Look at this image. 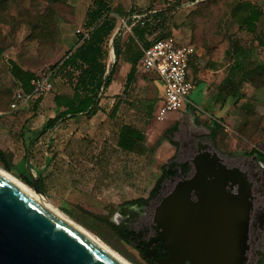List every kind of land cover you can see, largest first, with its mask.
<instances>
[{
	"label": "rangeland",
	"instance_id": "rangeland-1",
	"mask_svg": "<svg viewBox=\"0 0 264 264\" xmlns=\"http://www.w3.org/2000/svg\"><path fill=\"white\" fill-rule=\"evenodd\" d=\"M91 1L0 0V149L12 169H4L2 162L0 166L31 189L32 186L22 179L27 170L24 145L19 134L24 124L39 130L49 117L54 116L53 96L58 88L61 93L72 92L69 83L60 75L52 74L49 67L64 53L60 43V25L73 23L74 17L82 13ZM243 1L255 3L261 8L263 15L257 29L264 34V0H109V3L118 14L120 25L122 14L130 9L162 11L167 33L181 42L193 44L198 50L203 49L210 58L221 57L223 64H231L224 51L237 44L251 52L252 60L263 62L264 45H260L254 35L238 25L241 11L234 7ZM75 28L83 30L82 25H75ZM128 30L127 27L119 30L118 44L120 33ZM142 46V42L136 44L138 49ZM106 47L110 49V39ZM10 60L22 69L33 72L35 77L50 74L53 87L39 95L35 107L38 95L24 104L18 102L15 107L12 106L20 88L10 74ZM105 62L109 71L113 62L108 56ZM137 75L139 79L128 92L116 96L112 101L104 96L103 91L99 107L105 110L98 111L90 118L81 114L60 121L51 130L50 142L43 140L34 147L31 172L37 175V170H42L45 160L51 157L47 170L49 175L44 179L45 197L42 196L68 217L66 211L95 222L105 239L97 237L132 264H147L137 248L123 240L107 225V221L116 225L126 222L135 228L147 227L144 238H149L154 231L152 216L157 205L150 192L160 175V166L174 155L178 162L190 163L193 156H190L189 149L192 146L196 148L199 143L209 144L222 158L223 164L250 159L251 155L245 152L264 144V71L253 72L247 77L241 89L243 97L238 102L230 97L224 100L215 97V81L206 89L208 97L201 98L202 85L198 84L188 95L189 101L197 106L189 103V107L185 105L181 110L169 113L163 120L156 119L162 99L157 76L140 67H137ZM118 100L122 102L120 111L116 121H112L109 114ZM34 111L35 115L31 117ZM213 119L221 125L214 142L208 138ZM118 121L143 131L144 144L147 148H153V152L137 154L119 149L116 145ZM175 123L177 130L173 140L177 146L165 140L156 145L157 140ZM200 150L203 151L202 148ZM258 167H264V162ZM240 171L237 169L233 172L241 176L238 180L251 194L246 174ZM178 179L172 182L171 187ZM169 184L161 182V186L166 188ZM236 187L237 184H234L232 193H236ZM184 190L185 187H181L178 192ZM247 193L240 194L234 200L242 203ZM133 199L140 201L133 205L126 204ZM83 210L91 215L84 214ZM122 211L126 214L123 215ZM249 222L246 238L242 237L244 257ZM240 251L238 247V257L243 253Z\"/></svg>",
	"mask_w": 264,
	"mask_h": 264
},
{
	"label": "water",
	"instance_id": "water-1",
	"mask_svg": "<svg viewBox=\"0 0 264 264\" xmlns=\"http://www.w3.org/2000/svg\"><path fill=\"white\" fill-rule=\"evenodd\" d=\"M190 164L191 171L178 176L173 189L155 207L154 231L145 253L152 255L151 246L160 241L168 254L159 264H242V237L246 238L252 205L250 192L231 176L237 168L226 167L209 144L199 143ZM26 170L32 189L45 197L28 162ZM209 177L213 180H205ZM234 184L236 193H232ZM181 187L185 190L179 193ZM244 192L245 208L243 202L234 200ZM192 194L196 200L191 199ZM173 196L178 197L171 201ZM238 209L242 210L240 216L236 215ZM175 237L177 241L172 239ZM238 247L243 253L236 258L233 252ZM0 264L125 263L0 172Z\"/></svg>",
	"mask_w": 264,
	"mask_h": 264
},
{
	"label": "trees",
	"instance_id": "trees-1",
	"mask_svg": "<svg viewBox=\"0 0 264 264\" xmlns=\"http://www.w3.org/2000/svg\"><path fill=\"white\" fill-rule=\"evenodd\" d=\"M234 9H240L238 19L239 28L254 35L260 45H264V34L258 31L257 23L263 15L261 8L252 2H238ZM234 10V12L236 11ZM133 14H145L144 17L137 18ZM118 15L111 7L109 0H92L85 11V17L82 23L83 30L77 31V41L74 46L67 49L63 55L56 60L49 70L52 74L60 75L65 79L72 88L71 95L55 94L53 104L55 107L54 116L49 117L39 130L31 129L27 125H23L20 131V138L24 145L25 160L29 164L30 170L33 169L31 163L32 152L34 147L48 140L51 136V130L54 129L60 121L73 118L75 116L85 114L87 117H93L99 111L100 97L106 87L112 81L115 62L112 68L107 71L106 58L108 56L107 44L112 34L119 27ZM121 17H128L126 24L130 26L133 33L142 39L145 33L151 39L162 38L170 34L165 31L166 18L162 11L158 10H136L130 9ZM119 32L113 37L112 45L115 58L119 56L118 46ZM150 43L147 38L143 42V47ZM141 51L138 50L135 54V59L132 61L129 72L126 77V87L134 80L136 64L140 59ZM1 55V54H0ZM224 56L229 57L231 64L227 67V74L217 86L216 96H220L222 100L230 97L238 102L242 97L241 91L243 84L247 81V77L253 72L264 71V61L255 62L250 58L251 52L233 44L230 49L224 51ZM10 63V74L16 80L20 90L23 93H30L33 90V79L35 74L29 70L22 69L13 60ZM38 98L35 100L33 107L37 105ZM118 104H115L109 114L111 119H114ZM35 110V108H34ZM35 111L31 115L33 117ZM221 129L220 122L216 119L212 120V126L208 134V138L214 142L219 130ZM177 130V123L168 128L165 134L160 137L156 145L162 141H167L174 147L177 142L173 140V134ZM145 134L139 128L123 122H118L116 145L124 152L148 154L153 152V148H147L144 144ZM251 156H255L258 160L264 162V144L259 148H252L249 152H245ZM46 159V158H45ZM51 157L45 160L42 170H37V179L45 193L44 179L49 175L48 166L51 162ZM0 162L7 171L12 169L5 157L4 152L0 149ZM190 170L188 161L178 162L175 155L168 159L167 162L160 166V175L156 179L155 184L150 192V196L154 197L159 193L161 182L165 178L173 176H186ZM25 183L32 186V181L28 172L22 176ZM139 199H133L126 202L127 205L139 203ZM84 214H89L85 210ZM66 213L76 222L92 232L96 236L105 239L96 226L95 222L87 221L75 216L72 212ZM123 215L126 212H121ZM97 217V216H96ZM107 225L115 230V232L126 242L133 244L139 251L141 257L147 264H159V260L164 258L168 252L165 247L161 246L160 241H156L151 246L154 249L152 255L145 253L148 238H144V234L148 231L147 227L135 228L126 222L122 224H114L108 222ZM154 228V226H152ZM101 239V240H102Z\"/></svg>",
	"mask_w": 264,
	"mask_h": 264
},
{
	"label": "crops",
	"instance_id": "crops-1",
	"mask_svg": "<svg viewBox=\"0 0 264 264\" xmlns=\"http://www.w3.org/2000/svg\"><path fill=\"white\" fill-rule=\"evenodd\" d=\"M87 7H88V4L86 5L85 10L82 11V13H80L78 16L76 15V17H74L73 23L66 22V23H62L60 25L59 32H60V43H61L62 51L65 52L67 49L71 48L72 46H74L76 44L77 35L75 32L78 31V28H75V25L77 27L82 25L84 17H85V11H86ZM125 27H127L129 30H128V32L123 31L120 33L121 38H120V41L118 44L119 56L117 58H115V55H114L112 40H113V37L119 32V30L124 28V27L122 25H120L116 29V31L113 33L112 37L110 38L111 47L108 50V58H109V60H111L113 62L112 65L115 62V67L113 69L114 73L112 75V81L106 87L105 92H104V96L111 99V101L116 96L127 93L128 90L135 83V81H137V79H139V77L137 75V67L142 68L141 64H140V59L138 60V62L136 64V71H135V75H134V80L126 87L127 73L130 70L132 61L135 59V54L137 53L138 50L141 51L140 58H141V54H142L143 46L141 49H138V48H136V44H139V42L143 43L144 41L147 40V38L151 39V37L148 36L147 33H145L143 35L142 39H139L133 33V31L131 30L129 25H126ZM181 43H185V42H181ZM186 43H189V42H186ZM194 48H195V53L192 55L190 63H189L188 77L193 82L194 88L198 84L202 85L201 91H200L201 92V98H206V97H208V95H206V94H208V91L206 90L207 87L210 86L213 83V81H215V83L217 84L216 86H218V84L221 82V80L227 74L226 67L229 64H223L221 57L210 58V56L206 55V52L203 49L198 50V49H196L195 46H194ZM112 65H111L110 69L112 68ZM225 69H226V71H225ZM150 72H152V71H150ZM142 81H144V80L142 79ZM157 85H158L159 89L161 90V98H162L161 103H162V100H163V84H162V82L158 76H157ZM216 91H217V88H216ZM55 94H63V95L69 96L72 94V92L71 93H69V92L61 93V91L58 88V91H56ZM214 96L216 97V92H215ZM100 103H99V105H100ZM121 103L122 102H120L119 100L114 103V105L118 104V106H117V111L115 113L116 117L114 119H112V121L113 120L116 121V118H117L119 111H120ZM189 103L192 104L189 101V99L187 98L185 105H187L189 107L190 106ZM192 105H194V104H192ZM194 106H197V105H194ZM101 110H105V108L99 109V111H101ZM126 111H128V110H126ZM127 113L129 114V112H127Z\"/></svg>",
	"mask_w": 264,
	"mask_h": 264
},
{
	"label": "built area",
	"instance_id": "built-area-1",
	"mask_svg": "<svg viewBox=\"0 0 264 264\" xmlns=\"http://www.w3.org/2000/svg\"><path fill=\"white\" fill-rule=\"evenodd\" d=\"M137 18L145 14H133ZM128 17L121 18V25L125 27ZM195 53L194 45L181 43L174 35L150 39V43L142 48L140 58L144 70L154 72L163 84V100L156 112V119L163 120L171 112L181 110L187 101L188 95L194 88L188 77L189 63ZM53 84L50 74L33 79V90L23 93L20 89L16 93L13 107L19 103H26L35 95L48 92Z\"/></svg>",
	"mask_w": 264,
	"mask_h": 264
},
{
	"label": "flooded vegetation",
	"instance_id": "flooded-vegetation-1",
	"mask_svg": "<svg viewBox=\"0 0 264 264\" xmlns=\"http://www.w3.org/2000/svg\"><path fill=\"white\" fill-rule=\"evenodd\" d=\"M199 147H190L189 154L194 156ZM225 162V161H224ZM262 161L258 160L255 156H251L250 159L245 158L238 162H230L225 164L230 168H237L246 174V179L251 185V209L249 213V230L247 238V249L245 252V258L242 264H264V167H258ZM178 176L171 178H165V182H169L168 188L162 185L159 193L154 196L157 205L160 204L165 196L173 189L172 182ZM235 179H240L239 177ZM209 180V179H208ZM230 198V197H228ZM192 200H196L194 194L191 195ZM243 202V201H242ZM244 204V202H243ZM156 205V206H157ZM243 206V205H242ZM152 226H154L152 224ZM154 229V228H153ZM237 237V236H236ZM236 258H238V248L235 252ZM185 264H188L186 262Z\"/></svg>",
	"mask_w": 264,
	"mask_h": 264
},
{
	"label": "bare ground",
	"instance_id": "bare-ground-1",
	"mask_svg": "<svg viewBox=\"0 0 264 264\" xmlns=\"http://www.w3.org/2000/svg\"><path fill=\"white\" fill-rule=\"evenodd\" d=\"M0 172L2 174H4L6 177H8L9 179H11L12 181H14L15 183H17L19 186H21L22 188H24L26 191H28L29 193H31L33 196H35L36 198H38L40 201H42L43 203H45L47 206H49L50 208H52L54 211H56L57 213H59L61 216H63L65 219H67L69 222H71L73 225H75L77 228H79L81 231H83L85 234H87L89 237H91L93 240H95L97 243H99L101 246H103L105 249H107L109 252H111L113 255H115L117 258H119L122 262H124L125 264H132V262L128 261L121 254H119L116 250L112 249L108 244H106L101 239H99L97 236H95L94 234H92L91 232H89L88 230H86L83 226L79 225L73 219H71L70 217H68L67 215H65L58 208H56L51 203H49L41 194L35 192L34 190H32L31 188H29L28 186H26L24 183H22L21 181H19L17 178L13 177L10 173H8L6 170H4L1 166H0ZM231 176H233L234 178H237V177L241 178V176L237 172L231 173ZM205 180H208V179H205ZM208 181H211V180H208ZM177 197L178 196H173L171 198V201H174ZM242 205H243V208H245V206L247 204L244 202V204H242ZM241 214H242V210L238 209V211L236 212V215L237 216H240ZM240 229H242V225L240 226ZM172 239L174 241H177V238L176 237L175 238H172ZM233 253H235V252H233Z\"/></svg>",
	"mask_w": 264,
	"mask_h": 264
}]
</instances>
